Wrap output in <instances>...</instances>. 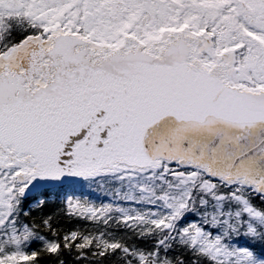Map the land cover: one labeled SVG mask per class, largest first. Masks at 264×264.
Masks as SVG:
<instances>
[{"label": "snow or ice", "instance_id": "snow-or-ice-1", "mask_svg": "<svg viewBox=\"0 0 264 264\" xmlns=\"http://www.w3.org/2000/svg\"><path fill=\"white\" fill-rule=\"evenodd\" d=\"M66 253L264 264V0H0V264Z\"/></svg>", "mask_w": 264, "mask_h": 264}, {"label": "trees", "instance_id": "trees-1", "mask_svg": "<svg viewBox=\"0 0 264 264\" xmlns=\"http://www.w3.org/2000/svg\"><path fill=\"white\" fill-rule=\"evenodd\" d=\"M74 195L81 199H86L92 204H95L96 206H100L104 203L114 202L113 197L106 194L103 190L96 186H92L90 188L87 185H77L75 188ZM44 199L45 204L43 208L34 209V216L37 220L44 215H53V224L54 226H58L62 233L72 230L74 228H80L81 230H85L91 227L84 221L69 220L67 217L62 215V209L64 207L63 195H58L55 190H53V192L50 195L46 196ZM41 231L44 232L46 235L48 234L44 229H41ZM120 234H123V230H121ZM64 258L66 259L67 264H73L74 257L66 253ZM42 264H47V262L42 261Z\"/></svg>", "mask_w": 264, "mask_h": 264}]
</instances>
